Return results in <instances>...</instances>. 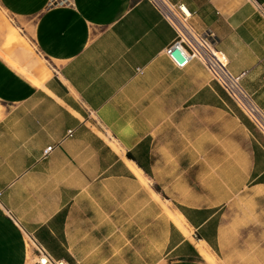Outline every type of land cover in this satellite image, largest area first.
<instances>
[{
  "label": "crops",
  "instance_id": "crops-1",
  "mask_svg": "<svg viewBox=\"0 0 264 264\" xmlns=\"http://www.w3.org/2000/svg\"><path fill=\"white\" fill-rule=\"evenodd\" d=\"M170 1L264 109V0ZM174 37L142 0H0V264H264V139Z\"/></svg>",
  "mask_w": 264,
  "mask_h": 264
},
{
  "label": "built area",
  "instance_id": "built-area-1",
  "mask_svg": "<svg viewBox=\"0 0 264 264\" xmlns=\"http://www.w3.org/2000/svg\"><path fill=\"white\" fill-rule=\"evenodd\" d=\"M61 0H52L58 2ZM149 3L173 30L174 40L165 50L168 60L177 69H183L191 62L199 63L209 74L212 82L216 83L232 101L235 107L249 121L256 132L264 139V109L255 102L254 97L241 83V76L234 75L228 69L226 56L214 46V36L210 32H197L191 25V13L184 4L172 3L170 0H142ZM263 19H264V12ZM141 74L142 70L137 69ZM71 135V132L68 133ZM51 147L45 150L48 154ZM36 262L42 264H66L48 256L43 248L34 245Z\"/></svg>",
  "mask_w": 264,
  "mask_h": 264
},
{
  "label": "bare ground",
  "instance_id": "bare-ground-1",
  "mask_svg": "<svg viewBox=\"0 0 264 264\" xmlns=\"http://www.w3.org/2000/svg\"><path fill=\"white\" fill-rule=\"evenodd\" d=\"M173 214L181 223L186 224L185 219L183 218V216L177 210H174ZM206 253L211 255V253L208 250H206ZM35 261H36V259H35ZM41 262H42V264H44L45 263V259L42 258Z\"/></svg>",
  "mask_w": 264,
  "mask_h": 264
},
{
  "label": "rangeland",
  "instance_id": "rangeland-1",
  "mask_svg": "<svg viewBox=\"0 0 264 264\" xmlns=\"http://www.w3.org/2000/svg\"><path fill=\"white\" fill-rule=\"evenodd\" d=\"M238 206H240V205H244V203L243 204H237ZM236 210H238L239 209V207L238 208H235ZM33 260H34V258H33ZM213 260V259H212ZM213 262V264H219L218 263V260H217V258L215 257V259L212 261Z\"/></svg>",
  "mask_w": 264,
  "mask_h": 264
}]
</instances>
